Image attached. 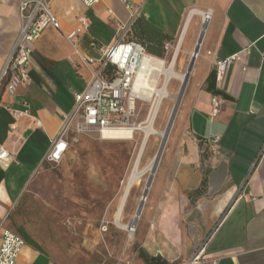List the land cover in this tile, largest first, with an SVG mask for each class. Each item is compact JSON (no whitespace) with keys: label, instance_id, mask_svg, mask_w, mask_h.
Masks as SVG:
<instances>
[{"label":"crops","instance_id":"crops-1","mask_svg":"<svg viewBox=\"0 0 264 264\" xmlns=\"http://www.w3.org/2000/svg\"><path fill=\"white\" fill-rule=\"evenodd\" d=\"M23 1L0 0V71L20 30ZM51 1L61 29L43 32L30 59L31 81L1 98L0 147L13 161L0 164V230L9 229L8 216L42 167L74 95L92 79L82 59L101 53L91 42L113 46L135 19L129 38L167 61L174 50L165 54L163 45L172 42L176 65L192 59L205 29L148 216L144 263L264 264V0H102L90 10L80 0ZM80 17L90 29L74 48L65 36ZM235 54L242 63L218 83L216 62ZM214 98L222 99L215 116ZM4 105L28 106L33 117L15 120ZM21 253L19 264H55L28 243Z\"/></svg>","mask_w":264,"mask_h":264},{"label":"rangeland","instance_id":"rangeland-1","mask_svg":"<svg viewBox=\"0 0 264 264\" xmlns=\"http://www.w3.org/2000/svg\"><path fill=\"white\" fill-rule=\"evenodd\" d=\"M174 53L169 56L166 66L171 64ZM190 61L188 59L186 65L178 63L176 73L186 75ZM164 84L165 77L162 76L156 83L157 89L162 90ZM181 85L179 80L172 79L166 87L167 97L161 102L139 163L137 175L140 179L128 199L124 224L130 223L140 206L150 177L147 168L158 155L163 141L160 134L168 128L175 107L172 98L179 96ZM184 97L141 219L132 235L119 229L114 217L134 172L145 140L142 128L147 127L156 98L144 97V101L138 104V122L143 124L134 133L133 140L104 141L96 134L80 136L62 163L43 164L26 192L14 204L8 216L9 229L35 241L55 264H145L142 242L149 223L148 216L154 208L157 184L167 149L172 143V134L179 122Z\"/></svg>","mask_w":264,"mask_h":264},{"label":"built area","instance_id":"built-area-1","mask_svg":"<svg viewBox=\"0 0 264 264\" xmlns=\"http://www.w3.org/2000/svg\"><path fill=\"white\" fill-rule=\"evenodd\" d=\"M86 10H90L102 0H80ZM51 0H25L18 7L20 19L19 32L13 43V47L4 60L0 71V89L3 87V96L10 98L16 96L19 88L26 86L32 79L30 77L31 56L34 52L35 43L48 28L59 31L60 20L52 10ZM203 21L210 18L209 14H203ZM126 25L123 35L111 47H100L95 41L91 46L98 48L101 53L99 59L83 58V64L90 70L92 79L83 90L74 95V106L71 112L63 115L62 126L57 136L51 142L42 164L49 163L58 165L63 162L71 145L78 143V137L96 134L99 139L106 140L104 134L112 131L131 130L137 132L142 122H138L139 106L144 101L142 94L135 90L138 73L146 59L158 60L166 65L165 59L153 57L147 47L141 42L129 39L132 24ZM77 29L65 36L67 41L76 48V40L82 34L89 31L90 23L86 17L78 18ZM174 50L173 59L179 47L173 43L164 45V52ZM242 56L235 54L230 58L216 62L215 72L218 83L235 63H242ZM246 72V68H243ZM213 115L220 112L222 99L214 98L211 101ZM6 110L12 112L15 120L23 117H33L31 109L24 105V110L4 105ZM34 125L42 128L41 121L34 118ZM220 140L207 139L203 146L216 144ZM12 157L7 150L0 147V164L8 166ZM2 244L0 248V264H19L18 259L22 254L27 242L24 237L15 234L6 228H1ZM199 258V257H196Z\"/></svg>","mask_w":264,"mask_h":264},{"label":"bare ground","instance_id":"bare-ground-1","mask_svg":"<svg viewBox=\"0 0 264 264\" xmlns=\"http://www.w3.org/2000/svg\"><path fill=\"white\" fill-rule=\"evenodd\" d=\"M176 60L177 57L175 55V58L172 60L171 64L169 66H166L164 64V62L162 61H158V60H151V59H146L139 71V75L135 84V90L136 92L140 95L142 94L143 97H147V98H156L155 103L153 104V109L148 117L147 120V127L142 128L145 131V140L142 142V147L140 149L139 152V157L137 158V162L135 164L134 167V172L131 176V178L128 180V183L125 185L126 189L125 192L122 196V198L120 199V204L117 208V212L115 214V224L116 226L127 232L128 234L130 233L132 235L133 232H135L136 227H137V223L138 221L141 219L139 218V216L141 217L143 212V208L147 202V198L144 200V198H141L140 200V206L137 209V211L135 212L134 216L132 217L133 219L130 221V223L124 224V213L125 210L127 208L128 205V199L130 197V194L134 188V185L139 181L140 176L137 175V171L139 169V163L142 159L143 156V152L144 149L146 147V144L148 142L149 139V135L152 132L153 129V125L155 123V119L160 111L161 108V102L162 100L165 98L166 95V87L168 85V83L172 80V79H177L180 81L181 84H183L184 80H185V75H179L178 73H176ZM162 76L165 77V84H164V88L162 90L157 89L156 83L158 81V79H160ZM154 78V80H152ZM172 99H174L175 104L180 100V94L179 96H174ZM170 121V120H169ZM173 122L169 123L168 127H172L173 126ZM168 129V128H167ZM133 132L131 130H126L125 131H112V132H107L104 134V137L107 141L113 140V141H126V140H133L134 136H133ZM160 137L164 140L167 139L166 137V132H163L160 134ZM162 141V143H163ZM156 161L153 160L151 165L147 168L150 175L152 174V172L154 171V167H155V163ZM147 185V184H146ZM146 188H148V185L146 186ZM145 188V189H146ZM147 190H151V189H147ZM143 197V196H142Z\"/></svg>","mask_w":264,"mask_h":264},{"label":"water","instance_id":"water-1","mask_svg":"<svg viewBox=\"0 0 264 264\" xmlns=\"http://www.w3.org/2000/svg\"><path fill=\"white\" fill-rule=\"evenodd\" d=\"M204 28H203V30H202V33H201V36H200V38H199V42H198V44H197V46H196V48H195V50H194V52H193V54H192V59H191V61H190V64H189V66H188V69H187V73H186V75H185V80H184V82H183V84L181 85V91H180V100L175 104V107H174V109H173V113H172V115H171V118H170V121H171V123L173 122H175L174 120H175V118H176V115H177V113H178V110H179V108H180V104H181V101H182V99H183V97H184V94H185V92H186V87H187V85H188V81H189V79H190V76H191V74H192V70H193V67H194V64H195V62H196V60H197V58H198V54H199V51H200V47H201V44H202V35H203V33H204ZM172 128H173V126L172 127H168V129L166 130V137H167V139L166 140H164L163 141V143H161V146H160V148H159V150H158V155L156 156V158H155V167H154V171L152 172V174L150 175V177H149V180H148V182H147V185H148V188H146L145 189V191H144V193H143V197L142 198H144V200L148 197V195H149V190H147V189H151V187H152V182H153V180H154V177H155V175H156V173H157V171H158V166H159V163H160V161H161V159H162V157H163V152H164V149H165V147H166V145H167V143H168V140H169V136H170V133H171V131H172ZM144 209V208H143ZM141 213H142V211H141ZM139 218H140V216H139Z\"/></svg>","mask_w":264,"mask_h":264},{"label":"trees","instance_id":"trees-1","mask_svg":"<svg viewBox=\"0 0 264 264\" xmlns=\"http://www.w3.org/2000/svg\"><path fill=\"white\" fill-rule=\"evenodd\" d=\"M137 22V21H136ZM135 22V23H136ZM129 35H130V33H129ZM129 35H128V38H129ZM129 39H133V38H129ZM133 40H136L137 42H141L142 44H144V42H142V40H140V39H133ZM145 45V44H144ZM163 49H164V45H163ZM3 87L0 89V103H1V98L3 97ZM204 184H205V180H204ZM25 238V240H26V242L30 245V246H32V247H34V248H36V249H40V247L37 245V243L35 242V241H32L29 237H24Z\"/></svg>","mask_w":264,"mask_h":264}]
</instances>
